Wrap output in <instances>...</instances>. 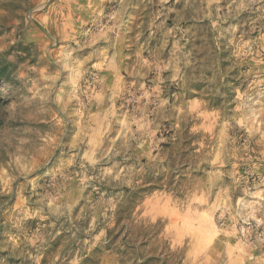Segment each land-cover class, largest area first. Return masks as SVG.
Listing matches in <instances>:
<instances>
[{
  "label": "rangeland",
  "instance_id": "obj_1",
  "mask_svg": "<svg viewBox=\"0 0 264 264\" xmlns=\"http://www.w3.org/2000/svg\"><path fill=\"white\" fill-rule=\"evenodd\" d=\"M91 255L264 264V0H0V264Z\"/></svg>",
  "mask_w": 264,
  "mask_h": 264
},
{
  "label": "trees",
  "instance_id": "obj_2",
  "mask_svg": "<svg viewBox=\"0 0 264 264\" xmlns=\"http://www.w3.org/2000/svg\"><path fill=\"white\" fill-rule=\"evenodd\" d=\"M149 184V185H146ZM161 187H159L158 185H155L154 183L147 182L145 183V185H139V186H135V187H131V188H126V196L125 199L122 202V205L120 207V209L122 211H126V210H132L133 207L135 205H137L138 203H140L142 201V195L145 194L147 195L148 193H150L152 190L154 189H159ZM123 205H126L127 207H123ZM122 215H119V217L117 218V220L115 221V226L113 228L108 229V234H109V240L110 241H117L120 237V235L123 233V231L125 229L128 228V226L126 224H122ZM127 246L129 248H133L134 245L132 246L133 243H126ZM57 243H54V246H56ZM101 251V249H96L94 253H99ZM82 264H97V261L94 258V255L91 256H87Z\"/></svg>",
  "mask_w": 264,
  "mask_h": 264
}]
</instances>
